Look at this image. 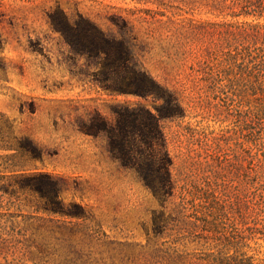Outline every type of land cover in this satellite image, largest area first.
Instances as JSON below:
<instances>
[{"label":"rangeland","instance_id":"obj_1","mask_svg":"<svg viewBox=\"0 0 264 264\" xmlns=\"http://www.w3.org/2000/svg\"><path fill=\"white\" fill-rule=\"evenodd\" d=\"M211 4L0 0V142L29 136L43 147L36 161L0 148V264H264V157L235 121L247 107L229 87L230 63L213 62L227 70L224 91L202 80L205 50L234 46L221 23L235 19ZM58 6L131 38L179 96L182 111L161 121L174 181L164 200L114 156L102 125L91 131L97 112L116 124L124 104L156 112L163 100L104 90L96 58L52 29Z\"/></svg>","mask_w":264,"mask_h":264},{"label":"trees","instance_id":"obj_2","mask_svg":"<svg viewBox=\"0 0 264 264\" xmlns=\"http://www.w3.org/2000/svg\"><path fill=\"white\" fill-rule=\"evenodd\" d=\"M211 6L218 15L235 19L221 23L233 28L234 46L221 56L210 49L205 50L202 80L210 90L219 87L224 91L220 81L222 75H227V70L223 67L216 71L213 62L230 63L232 78L229 79V87L237 96L238 103L247 107L244 113H236L235 121L252 129L255 147L258 148L254 155L262 154L264 157V0H212ZM49 18L52 29L60 33L73 51L96 58L99 71L95 81L104 90L111 94H133L163 100V103L155 105L156 112L143 104L133 107L124 104L117 111L116 124L97 112L99 123L91 131L98 133V127L102 125L114 156L124 166L135 168L139 178L155 196L164 200L172 195L173 160L161 121L182 111L179 96L139 61L131 38L117 37L104 31L80 12L70 16L60 6L50 13ZM0 116L3 113L0 112ZM0 128H3L2 124ZM0 148L15 150L13 157L19 154L29 161L43 159V147L29 136L0 142ZM10 167L15 168L17 164ZM71 205L83 209L77 203Z\"/></svg>","mask_w":264,"mask_h":264}]
</instances>
